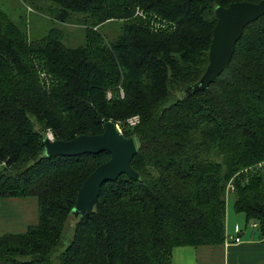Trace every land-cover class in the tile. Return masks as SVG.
I'll list each match as a JSON object with an SVG mask.
<instances>
[{
	"label": "trees",
	"instance_id": "1",
	"mask_svg": "<svg viewBox=\"0 0 264 264\" xmlns=\"http://www.w3.org/2000/svg\"><path fill=\"white\" fill-rule=\"evenodd\" d=\"M22 1L50 28L28 34V19L0 8V199L35 198L38 220L0 234V264H171L176 247L225 242L229 186L234 211L264 238V15L207 89L184 92L208 66L214 10L261 0ZM107 23L113 40L100 32ZM71 24L82 28L73 46ZM107 121L136 140L139 179L105 183L76 219L82 184L110 155L47 158L45 133L97 136Z\"/></svg>",
	"mask_w": 264,
	"mask_h": 264
},
{
	"label": "water",
	"instance_id": "2",
	"mask_svg": "<svg viewBox=\"0 0 264 264\" xmlns=\"http://www.w3.org/2000/svg\"><path fill=\"white\" fill-rule=\"evenodd\" d=\"M216 24L209 48V63L198 83L185 89V96L205 90L219 77L230 64L235 45L241 38L244 28L264 15V0L254 4L249 2L232 3L227 8L214 10ZM47 158L62 156L76 157L84 154L107 152L109 161L98 166L82 184L71 214L78 219L90 214L99 198L102 185L116 181L121 175L132 180L139 175L131 167L137 152L134 138L125 137L112 122L104 124V131L97 136L80 135L70 141H43Z\"/></svg>",
	"mask_w": 264,
	"mask_h": 264
},
{
	"label": "crops",
	"instance_id": "3",
	"mask_svg": "<svg viewBox=\"0 0 264 264\" xmlns=\"http://www.w3.org/2000/svg\"><path fill=\"white\" fill-rule=\"evenodd\" d=\"M32 20V15H29L28 23L32 22L37 26L40 24L39 21ZM261 169L264 183V163ZM24 202L22 199H0L1 233H18L20 230L19 233H22L26 231L28 226H25ZM235 220L237 221L235 222ZM239 220L240 216L232 215L229 210L228 215L226 212V238L227 235L228 237L234 236L238 238V242L228 244L224 242L219 246H200L196 248L176 247L172 250L171 264H264V238L259 237L254 229H248L246 225L244 227L239 226Z\"/></svg>",
	"mask_w": 264,
	"mask_h": 264
},
{
	"label": "rangeland",
	"instance_id": "4",
	"mask_svg": "<svg viewBox=\"0 0 264 264\" xmlns=\"http://www.w3.org/2000/svg\"><path fill=\"white\" fill-rule=\"evenodd\" d=\"M33 7L34 6L29 5V3L25 4L22 0H0V8L6 14H8L14 20L15 23H17L19 25H21L24 22L25 18L28 19L29 15H32L30 12L33 11V9H32ZM45 24H47V23H45ZM29 28H30V30H29ZM48 28H50L49 25H44L40 29V28H38L37 24H32V22H29V27L25 26V30L28 32V34L30 32V34H34V35L39 30H40V32H45ZM63 29H64V32H65V36L68 38V39L65 40L66 41L65 43L67 45H69V46L70 45L71 46L76 45L78 36H80V32H81L82 28L71 24V25L64 26ZM100 32L105 34V35H107L110 40L115 39L117 37V34L119 33L118 27L116 28V24H114V23H107L104 26L100 27ZM39 76H40V73H39ZM41 80L45 81L43 83L41 82V84L43 86V89L45 91L49 92L52 89V85H51L50 79L47 77L46 80L42 79V78H41ZM108 93H110V92H108ZM120 93H121V96H122L123 95V91H121ZM135 117H138V116H135ZM116 126H118V125H116ZM118 128L121 131L119 126H118ZM46 137L48 139L50 138L52 141H55L53 133L50 130H48L45 133V138ZM135 143H136V140H135ZM136 149H137V147H136ZM1 168H4V166H2ZM226 191L227 192H226V198L225 199H226V204H227V208H226L227 215H228V210H229L232 215H236L238 217L240 216V220H239L240 222L238 221L239 226L244 227V225H245L244 216L242 214L236 213L234 211V209H233L234 195H233V192H232L233 191L232 186H229L228 190H226ZM22 200L25 201L24 202L25 203V205H24L25 226L35 225L37 223V220H38L37 201H36V199L35 198H28V199H22ZM72 218H73V216L71 215L70 216V221L67 224V230L69 232H72V227H73L72 224L74 223L73 222L74 218L73 219ZM241 220H242V222H241ZM236 221L237 220H235V222ZM235 222L233 223L232 228L234 227ZM247 228L249 229L250 227L247 226ZM19 232H21V230L18 231V233ZM0 234H2L1 231H0ZM227 238H229L228 235H227Z\"/></svg>",
	"mask_w": 264,
	"mask_h": 264
},
{
	"label": "built area",
	"instance_id": "5",
	"mask_svg": "<svg viewBox=\"0 0 264 264\" xmlns=\"http://www.w3.org/2000/svg\"><path fill=\"white\" fill-rule=\"evenodd\" d=\"M137 15H139L140 17H143L144 19H145V15L141 12V11H138L137 12ZM152 26H155V28L154 29H163V27H160L159 25H156V24H152ZM40 77L42 78V79H47V76L44 74V73H41L40 74ZM111 97V94L110 93H108V98H110ZM139 123V118L138 117H132V118H130V119H128L127 121H126V124L129 126V127H134V126H136L137 124ZM118 127V126H117ZM48 137V136H47ZM52 138V137H51ZM49 140H51L50 138H49ZM52 141V140H51ZM249 227L251 228V229H256L257 228V223H255V222H251L250 224H249ZM227 244L228 243H233V242H238V238L237 237H234V236H229V238H226V241H225Z\"/></svg>",
	"mask_w": 264,
	"mask_h": 264
}]
</instances>
